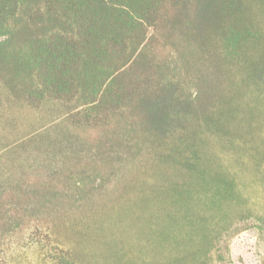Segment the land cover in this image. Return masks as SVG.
I'll return each instance as SVG.
<instances>
[{"label": "trees", "instance_id": "16d2710c", "mask_svg": "<svg viewBox=\"0 0 264 264\" xmlns=\"http://www.w3.org/2000/svg\"><path fill=\"white\" fill-rule=\"evenodd\" d=\"M0 38V61L17 74L23 106L70 103L71 124L128 118L153 142H175L167 154L147 152L156 168L168 165L155 187L171 206L161 254L180 263L211 257L214 238L201 231L219 223L218 197L202 189L211 180L221 191V172L203 153L200 130L233 144L239 124L263 114L264 0H0ZM50 257L78 264L69 249Z\"/></svg>", "mask_w": 264, "mask_h": 264}, {"label": "rangeland", "instance_id": "374dc122", "mask_svg": "<svg viewBox=\"0 0 264 264\" xmlns=\"http://www.w3.org/2000/svg\"><path fill=\"white\" fill-rule=\"evenodd\" d=\"M18 82L0 61V264H54L50 255L60 248L78 264H264V109L239 124L233 144L201 128L203 153L221 172V191L211 180L202 190L217 195L212 214L220 220L201 231L214 238L212 256L180 263L161 254L164 206H171L155 187L168 165L156 168L147 153L167 154L175 142H153L128 118L71 124L70 103L23 106ZM7 183L13 194L2 192Z\"/></svg>", "mask_w": 264, "mask_h": 264}]
</instances>
